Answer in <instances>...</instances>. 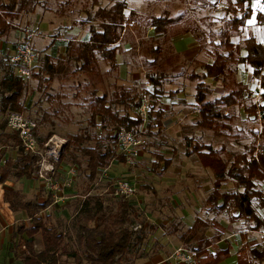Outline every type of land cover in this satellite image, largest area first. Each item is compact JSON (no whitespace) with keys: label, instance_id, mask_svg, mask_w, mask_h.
Listing matches in <instances>:
<instances>
[{"label":"trees","instance_id":"trees-1","mask_svg":"<svg viewBox=\"0 0 264 264\" xmlns=\"http://www.w3.org/2000/svg\"><path fill=\"white\" fill-rule=\"evenodd\" d=\"M45 1V0H43ZM42 0H6L0 3V38L8 35L14 26L12 22L19 19L22 14H33L38 7L43 5ZM255 0H229L225 7L228 17L227 26L224 27L222 39L218 43V49L214 54L212 63H202L200 72L193 75L200 81L211 79L221 83L224 95L215 101H208L207 87L200 83L197 85L196 102L199 105L200 128L220 132L230 129L232 117L227 113L228 109L240 106L247 96L253 93L241 80L238 79V66L244 65L251 69L252 78L261 79V102L259 105L252 104L247 108L250 114L263 113L264 119V43L255 35L248 36L242 41L234 42L235 36H239L243 27L254 13L253 2ZM69 1H65L68 6ZM264 5V0H262ZM94 11H85L86 17L81 20L83 26L89 27V39L86 42H69V51L74 55L76 74H92L99 64V58L112 64L117 63L118 44L122 40L126 28V11L129 9L126 0L116 1L111 7H102L99 3ZM170 16L169 12H165ZM136 12L130 10L129 21L134 22ZM170 18V17H169ZM169 21L163 17L152 19V26L158 32H166L165 28ZM257 22L264 25V12L257 14ZM185 33L191 30L184 28ZM77 53V54H76ZM115 67V66H114ZM59 68L55 64L33 71L32 79L38 80V89L51 87ZM0 146L12 148L15 151L14 160L0 161V185L10 178L17 180H32L36 170L33 160L24 153L21 140L17 132L11 131L7 126L8 116L11 114H26L28 107L24 97L29 91V81L18 75L16 67L9 62V58H0ZM153 90L149 92L150 119L153 116L152 109L158 99L163 95V80L165 74H147ZM93 93L90 103V118L87 126L77 134L69 135L67 145L61 160L70 164L81 166V158L87 161L86 173L90 185L94 183L100 170L107 168L111 162L118 159L124 163V157L116 153V140L112 133L120 127L138 131L143 118L138 113L142 103V96L136 91L123 90L116 93L113 99L108 95ZM124 104L122 113L115 108L117 104ZM156 123L153 119L149 122L148 129H160L162 127L163 112H156ZM39 131V125L37 134ZM53 131L38 140L40 143L47 141ZM160 134V131L157 132ZM260 144L250 150L237 153L232 158L223 157L222 150H216L212 146H190L186 149L188 155H196L205 169H210L215 174L213 190L209 193L205 205L212 212H227L233 216L234 212L239 215L231 217L232 221L244 219L251 223L250 230L260 231L264 229V220L258 214V210L264 209V191L259 189L258 183H264V126L260 134ZM188 141H190L188 139ZM257 153V154H256ZM154 170L163 168L168 170L172 161L163 155L156 153ZM67 165V164H66ZM233 181L235 189L223 191L222 186ZM90 192V191H89ZM4 201L10 205L12 212L26 213L29 225L22 222L13 234V240L20 238L21 246H26L28 253L21 255L22 264H63V257L75 258L77 264H135L133 256L144 243L145 235L136 233L131 229L135 225L132 216L136 211L127 202H120L117 212L109 215V205L104 207V201L97 197H87L83 202L79 214V244L75 252L68 251L69 242L66 234L51 226L49 218H43L44 211L50 202L44 204L38 201L28 200L19 190H6ZM95 224V226H91ZM210 222L204 219H196L194 225L179 237L186 246L196 249L201 259V264H220L230 256V250L225 249L216 253H210L207 249L214 245L215 239L207 237ZM24 235L29 241L22 238ZM40 236L43 248L38 251L36 239ZM238 264H264V245L255 247L245 246L241 249Z\"/></svg>","mask_w":264,"mask_h":264},{"label":"rangeland","instance_id":"rangeland-1","mask_svg":"<svg viewBox=\"0 0 264 264\" xmlns=\"http://www.w3.org/2000/svg\"><path fill=\"white\" fill-rule=\"evenodd\" d=\"M57 1L58 0H49L48 6L57 8ZM62 1H69L67 9H71L72 13L70 12L71 16L65 20L70 22L74 19L79 21L80 16L85 18V11H94L97 9L98 3L102 7L109 8L116 1L120 0ZM126 1L129 9L126 11V16L128 17L126 18L127 31L124 34L128 41L131 40L132 53L130 54V58L133 61L132 64H134L132 65V68L141 73V79L139 81L140 86L144 84V81L146 80L145 78L149 72H160L165 74L163 85L166 82V79L168 81L170 77L173 78L172 85H177L178 83H176V81L178 76L175 75V71L177 70L174 71V68L177 67L176 65L179 62L182 66L181 75L184 77L190 76L187 75L189 72H200V65L202 63L201 60L198 59L197 62L189 64L184 56L176 55L177 51L173 45V38L178 35L185 36L183 39L184 43H179V45H182V48L184 47L185 50L188 48L186 45L188 42L187 39L193 35V45L199 46V53L203 54V59L202 57L200 59L205 61H207V59L210 61L214 59L215 51L218 49V43L222 39L221 33L224 31V27L227 26L228 17L225 14V7L229 0ZM232 1L235 2L237 0ZM252 6L254 9L253 16L247 22V26L243 27L241 34L239 36H235L233 39L234 42H239L248 36L255 35L259 41L264 43V25H259L257 22V14L264 11V5L262 4V0H255ZM130 10L136 12L134 22L132 23L129 21ZM165 12H169L170 16H166ZM155 17H163L168 21L171 18L172 20H170V24L165 28V34L162 31H156V34L151 32V37L153 38L146 39L144 36L146 37V35H148V30L152 27V19ZM184 28L191 31L189 33H185L186 30ZM19 31L22 33V30L19 29ZM159 36H162V38L156 39ZM3 39L4 38H0V41ZM178 47L181 49L180 46ZM4 51V48L0 49V54ZM157 53L160 54V58L153 57L156 56ZM208 53L210 54L209 56H211L210 58L207 56ZM4 57L6 56H1V58ZM152 58L156 59L153 63L150 62V59ZM40 64L41 63H38L37 61V69H40L41 66L42 68L44 67L43 62L41 66ZM238 69V79L245 85L247 84L246 86L249 87L253 93L258 92L260 84L258 80L252 78L251 69L245 67L244 65H239ZM90 76L91 75L85 74H77L75 76L60 75L55 79L57 82L52 83L51 87L48 89L43 88V91L38 89V80L32 78L29 80V91L24 97V102L28 107V111L25 115L38 123V138H45L51 131L60 135L77 134L87 126L88 117L84 120H81V118L76 119L75 116H71V108L67 107L64 111L63 106H73L77 103H83L84 105L87 104V102L89 104V102L93 100L91 95L93 88L90 83ZM1 77L2 74H0V79ZM64 81L67 82V84L64 83ZM115 84L119 86L117 91L124 90L121 89V87L125 89H128L127 87H129L124 86L127 84L121 81H117ZM143 89H141V91H138V89L135 91L139 96H142V98L145 95L149 98V92L144 91ZM152 90L153 87L151 91ZM260 102L261 97L257 96V94L254 96H247L245 101H243L240 106L229 109L230 113L234 116L233 118L231 114L228 113L232 117L229 130L220 131V134H218V132L205 129L208 131L209 135L212 133L215 134L216 136L214 137L216 138L208 136V139H202L199 138L193 131L186 132V136L188 138L183 140V150L189 142L191 143L190 146H192L193 143L204 144L205 142L211 144L212 147H216L218 137L221 139V143L224 142L222 145L225 147L224 149H226V154L225 156L223 155L225 158H232L230 156L246 152L255 146H259L261 141L260 134L262 133L264 126L263 113L259 112L258 115L250 114L247 111V108L252 104L259 105ZM150 103L152 104V101H150ZM154 108L152 109L153 113L155 112ZM189 111H191L190 108ZM45 113L47 114L48 119L43 121ZM193 116L194 115L192 114L189 115V117L187 116L188 120L185 121V125L188 127L191 124ZM150 121L151 119L147 120L145 123V129H147V133L143 134L145 138V145L136 163H128L126 160L123 163L118 159H115L111 162L109 167L100 170L96 181L90 185L87 180L86 173L87 161L85 158H81V166L77 165L79 168L78 175L73 188L71 192L65 193L69 196H75L72 200L74 203L66 212L59 209V205H53L52 195L44 189L41 182L33 178V186L35 187V192L37 193L35 194L37 195L35 197L41 196L45 198L47 202H50L51 208L49 209V223L51 226L56 227L60 232L66 233L67 241L69 242L68 251L80 252V250H78L80 247V233L78 232L79 229L77 227L79 226V216L77 215L79 214L80 207L87 197L100 198L104 201V207L109 205V215L117 212L120 202H127L128 205H131L134 208L136 215L132 216V218L135 221V225H133L131 229L136 233L144 234L146 239L138 252L133 256L136 261L135 264H150L149 262H151L158 254L167 259L174 249L180 246L193 249L192 247L186 246L182 243L179 237L184 232H187L194 222V219L197 218L196 215H201L204 218L207 217V214L210 216L215 215L216 217L221 216V218H218V222H221V220L226 222L231 221L232 223L234 222L231 220V214L227 212H212L205 205L207 197L214 187V172L210 169L208 172H203V170L199 168V161L197 162L198 157L192 158L194 165L192 164L190 168L184 166L183 163L186 162L184 153L180 152L181 147L178 148L170 143L171 141L175 142V140L171 138V134H157L156 130L158 129H152V131H149L148 125ZM119 129L114 131L112 134L115 140L116 133ZM191 130L194 129L192 128ZM163 137H167L169 142H164ZM188 139L191 140L188 141ZM66 145L67 143L65 144V147ZM7 151L8 154H10L14 150L12 148L0 146V161L1 163L3 162L2 164H4L3 160L5 159L4 153ZM156 153H162L166 158H172V165L168 170H163L162 166L160 169L154 170L153 164L156 161ZM8 154L7 156L9 157ZM189 156L190 155H187V157ZM177 157L181 158L182 162H179ZM63 163L70 164L68 162ZM126 181L133 186L135 191L134 194L128 196H117L115 194L116 186L119 185V183ZM97 187L99 188L96 190ZM222 187L223 191L235 189L233 181L226 182ZM259 189L262 188L259 187ZM89 191H92L93 194H88ZM100 194L101 196H97ZM190 206H193L194 209L188 210L190 209ZM182 210L188 212L181 213ZM64 214L67 216L63 217ZM194 214L195 216L193 219L192 216ZM91 226H95V224H91ZM244 226L245 227H242V229L249 228L250 230L251 223L249 221L244 222ZM208 230H210V228ZM217 234L218 233L214 234V239H223L225 237V234ZM36 244L38 248H43L40 236L37 237ZM227 260L228 264H235L234 256L228 258ZM63 264H77V262L75 258L64 256Z\"/></svg>","mask_w":264,"mask_h":264},{"label":"crops","instance_id":"crops-1","mask_svg":"<svg viewBox=\"0 0 264 264\" xmlns=\"http://www.w3.org/2000/svg\"><path fill=\"white\" fill-rule=\"evenodd\" d=\"M6 0H0V3L4 2ZM43 1V0H42ZM51 1V0H50ZM49 0L43 1V5L38 7L35 13L33 14H22L19 19H15L12 22V25L14 26V29L6 36H4L3 40L0 41V49L4 48V52L0 54V58L2 55L6 56L5 59H8L9 56H11L18 45L21 43L23 34L20 33L19 29L21 30L22 27L26 26H35L38 25L41 27V35L36 39V50L38 53V63L40 62L43 66L46 67L51 64H55L59 68V73L56 77L62 76H70V75H77L75 73L76 70V64L73 60V53L69 51L68 43L69 42H75V43H82L86 42L89 39L90 33H89V27L83 26L81 24V20L84 18L82 16L79 17V21L71 20L70 22L66 21L65 19L69 18L71 9H67L68 6H65V1L58 0L56 5L57 8L49 7L48 6ZM72 13V12H71ZM151 32H156L155 27H150L148 30V35L144 38L150 39ZM157 33V32H156ZM155 33V34H156ZM165 34V33H164ZM192 34V33H191ZM161 35V34H160ZM166 36V35H165ZM164 36V38H165ZM162 36L157 37L156 39H161ZM185 36L178 35L174 37V47L176 49V55L178 56H184L189 64H193V62H197V60H201L202 63H212V61L208 60H202L203 54L199 53L200 47L194 46L193 41V35L188 38V42L186 43L187 49L185 50L184 47L182 48V45H179V43H184ZM140 40V39H139ZM192 40V41H191ZM131 41V40H130ZM125 38V35L123 36L122 40L118 44V54H117V64L112 66V64L105 62L103 59L99 58V64L97 70L92 74H85V75H91L90 77V83L93 88L91 95L93 99V93L95 91H99L98 95H108L109 99H113L116 95V93H119L121 91H117L118 85L115 84L117 81H121L126 83L129 86L128 89L122 88L126 91H135L138 89V91H141L145 87V82L148 81L147 77L144 81V84L140 86V79H141V73L134 68H132L133 61L130 58V54L132 53V44ZM193 45V46H192ZM180 46L181 49L178 47ZM77 54V53H76ZM9 55V56H8ZM210 54L208 53V58ZM160 54L157 53L156 56L153 57H159ZM202 57V59H200ZM160 58V57H159ZM42 60V61H40ZM156 59L152 58L150 59V62H155ZM180 63V62H179ZM177 64L176 68H174L175 75L178 76V79L176 83L177 85H172L173 78H169L168 81L166 79V84L163 85L164 93L163 95L158 99L157 104L154 108V113L151 119H153L154 125L156 123L157 114L156 112L158 110H161L163 112L162 116V127L159 129L158 127L156 129L157 132L160 131V134H171V138L175 140L171 141L170 143L175 145L176 147H181L180 152L184 153L185 156V162L183 163L184 166H187V168H190L191 165H194V161L192 158L196 157V155H190L187 157V150L186 147L188 143L186 144V147L183 150V140L187 139L186 132H195L199 138L202 139H208V136H211L213 138H216L215 134L209 135L208 131L202 128H198L197 125L199 120V105L196 102L195 96L197 92V85L200 83L205 84V86L208 89L207 97L208 101H215L217 99H220L224 95V88L221 83L214 82L211 79H206L203 81H200L198 78H195L193 75H196L199 73L196 72H189L187 75L190 76H183L182 73V66L180 64ZM201 63V64H202ZM40 64V66H41ZM43 67V68H44ZM42 68V66H41ZM196 73V74H195ZM79 75V74H78ZM56 79V78H55ZM57 82V80H54L53 83ZM64 83L67 84V82L64 81ZM131 86V87H130ZM140 86V88H139ZM130 88V89H129ZM210 89V91H209ZM144 90V89H143ZM142 90V91H143ZM111 92V93H110ZM63 98V97H62ZM90 103L84 104L83 103H77L73 106H67L64 105V111L65 108L70 107L71 108V116H75V118H81V120H84L86 117H88V121L91 115L90 112ZM115 108L118 112L122 113L124 110V104H117L115 105ZM189 108L191 111H189ZM80 112V113H79ZM60 113V112H59ZM227 113H230L229 109L227 110ZM53 114V113H52ZM194 115L191 119V124L188 127L185 125V121L188 120L187 116ZM231 114V113H230ZM231 116L234 118V116L231 114ZM45 119H48L47 114L45 113L43 116V121ZM150 119V115H149ZM87 121V122H88ZM194 130H191V129ZM147 133V129H146ZM113 134V133H112ZM220 134V133H218ZM52 136H57L61 139L67 140L69 135L66 134H58L54 133ZM51 136V137H52ZM170 139V138H169ZM217 146L213 147L216 150H222L223 155L226 154V149L221 143V139L217 138ZM191 140V139H189ZM164 142H169L168 138L163 137ZM174 142V143H172ZM185 145V143H184ZM196 145L200 146H212L209 143H193L191 147H195ZM186 152V154H185ZM242 153V152H241ZM8 151L4 153V163L6 160H14L16 158L15 151L11 152L9 157L7 156ZM11 155V156H10ZM161 155H163L161 153ZM228 155V154H227ZM164 156V155H163ZM165 157V156H164ZM166 158V157H165ZM178 161H181V158L177 157ZM171 160L172 158H166ZM196 160V159H195ZM197 158V162H198ZM182 162V161H181ZM3 163V162H2ZM199 168L203 170V172L207 171L209 169H205L201 166V163L199 161ZM197 167V166H196ZM198 168V167H197ZM34 179H36L34 177ZM37 180V179H36ZM39 181V180H38ZM41 182V181H39ZM34 181L32 180H26V179H20L17 180L15 178H10L8 181H6L4 184L0 185V264H22L21 255L23 253H28V250L26 246H21L20 238H16L13 240V234L16 231L18 225L22 222H25L27 225H29V221L27 219L26 213L24 212H17L14 213L10 209V205L4 201V193L6 190H19L22 192V194L26 197L28 200H34L38 201L40 204H44L47 201L45 198L38 196L35 192ZM42 185V183H41ZM97 185V184H96ZM95 185V186H96ZM98 186V185H97ZM258 187L262 188L264 191V183H258ZM99 187L96 188V190ZM72 189L68 190L66 193L71 192ZM88 194H93L92 191H90ZM97 196H101L97 195ZM75 198V196H69L68 194L64 195V200L55 203L53 200V205H59V209H62L63 212L68 211L71 208V205L74 203L72 200ZM85 198V197H84ZM86 199V198H85ZM51 204L47 206V208L41 212V216L45 219L47 217L50 219V211ZM81 208V207H80ZM58 209V210H59ZM194 207L190 206V209L193 210ZM188 211L182 210L181 213H187ZM46 213V214H45ZM46 216H45V215ZM207 214V213H206ZM258 214L260 217L264 220V209L258 210ZM203 215V214H202ZM239 213L235 212L233 213V216H238ZM67 215L64 214L63 217ZM186 216V215H185ZM195 214L192 216L194 219ZM197 218L204 219L206 221L210 222V230L207 232V237L209 239H214L215 233H222L225 234V237L222 239H218L217 242L214 243L213 246L209 247L207 251L210 253H216L218 251H222L225 249L230 250V257H235V264H238V257L240 254V251L243 247H255L258 245H264V229L260 231H253L248 229H242L244 226V219L236 220L233 223L231 221L226 222L222 221L218 222V218L215 215H209L207 214V217H202L201 215H196ZM194 219V222L190 226V228L194 225L196 219ZM67 220V219H66ZM189 228V229H190ZM188 229V230H189ZM66 234V233H64ZM217 234V235H218ZM22 238L29 241L28 237L24 235ZM36 248L38 251H41V248H38L36 244ZM207 255L201 256V258H205ZM223 260L220 264H228L227 259ZM166 258H163L160 254H158L155 258L152 259L150 264H166Z\"/></svg>","mask_w":264,"mask_h":264},{"label":"built area","instance_id":"built-area-1","mask_svg":"<svg viewBox=\"0 0 264 264\" xmlns=\"http://www.w3.org/2000/svg\"><path fill=\"white\" fill-rule=\"evenodd\" d=\"M40 29L38 25L23 27L21 43L9 57V62L16 67L18 75L24 80L29 81L32 78L38 61L35 42L41 33ZM257 80L260 84L257 96L260 97L261 79ZM151 89V83L146 81L144 91ZM1 100L0 94V102ZM150 107V100L145 95L138 109L139 115L143 118L142 129L133 131L121 127L116 133L117 153L122 155L128 163H136L145 145L143 134L146 133L145 123L149 120ZM7 126L11 131L18 133L24 153L35 163L34 177L41 181L55 203L63 201L64 194L73 188L79 169L77 165H66L61 160L67 140L52 136L45 143H40L37 137L38 123L25 114L9 115ZM117 186L115 191L117 196H128L135 192L133 186L127 181ZM165 262L166 264H201V256L195 249L180 246L174 249Z\"/></svg>","mask_w":264,"mask_h":264}]
</instances>
